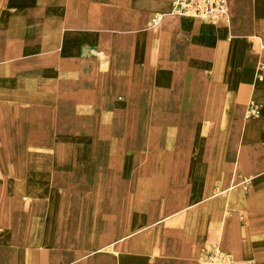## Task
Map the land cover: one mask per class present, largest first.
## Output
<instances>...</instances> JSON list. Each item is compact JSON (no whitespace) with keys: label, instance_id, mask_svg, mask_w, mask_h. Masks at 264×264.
<instances>
[{"label":"crops","instance_id":"0c3cea01","mask_svg":"<svg viewBox=\"0 0 264 264\" xmlns=\"http://www.w3.org/2000/svg\"><path fill=\"white\" fill-rule=\"evenodd\" d=\"M81 4L0 0V264H264V0H228L217 22L110 0L121 30ZM138 94L139 188L126 164L73 169L17 142L69 101Z\"/></svg>","mask_w":264,"mask_h":264},{"label":"rangeland","instance_id":"374dc122","mask_svg":"<svg viewBox=\"0 0 264 264\" xmlns=\"http://www.w3.org/2000/svg\"><path fill=\"white\" fill-rule=\"evenodd\" d=\"M81 1L80 8L86 16L99 13L107 18L114 13L117 15L116 29H123L118 20L119 10L113 11L110 0ZM103 24L107 26L109 23L103 21ZM84 91L86 95L92 93L87 86ZM149 114L140 94L117 106L108 101H69L64 104L63 112L59 109L54 111L53 117L32 120L28 127L32 132H21L17 142L32 140L37 144L34 151L38 155L57 162L60 158L67 159L73 169L81 163H110L117 168L126 164L129 173H133V188L136 189L144 185L141 181V175L144 176V128L153 119ZM133 200L144 205V196Z\"/></svg>","mask_w":264,"mask_h":264},{"label":"built area","instance_id":"2783aa9c","mask_svg":"<svg viewBox=\"0 0 264 264\" xmlns=\"http://www.w3.org/2000/svg\"><path fill=\"white\" fill-rule=\"evenodd\" d=\"M228 12V0H171V13L191 15L204 21L217 22L226 18ZM160 19L161 14H155L151 24H158ZM258 74L264 76V61L259 63ZM208 264H233V259L228 253L215 250Z\"/></svg>","mask_w":264,"mask_h":264}]
</instances>
